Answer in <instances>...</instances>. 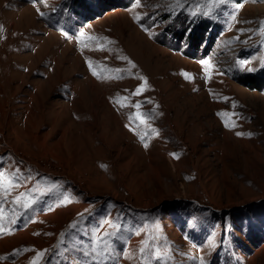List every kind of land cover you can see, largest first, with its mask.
Returning <instances> with one entry per match:
<instances>
[{
  "label": "rangeland",
  "instance_id": "rangeland-1",
  "mask_svg": "<svg viewBox=\"0 0 264 264\" xmlns=\"http://www.w3.org/2000/svg\"><path fill=\"white\" fill-rule=\"evenodd\" d=\"M261 22L264 0H0V264H264Z\"/></svg>",
  "mask_w": 264,
  "mask_h": 264
},
{
  "label": "snow or ice",
  "instance_id": "snow-or-ice-1",
  "mask_svg": "<svg viewBox=\"0 0 264 264\" xmlns=\"http://www.w3.org/2000/svg\"><path fill=\"white\" fill-rule=\"evenodd\" d=\"M138 2H139V0H137V3ZM213 2L217 3V4H224L227 2V0H213ZM177 6H179V5H177ZM205 15H207V13H205ZM261 23H262V25H264V22H261ZM0 30H2V28H0ZM83 35L84 34L81 33V36H83ZM121 59L128 61V63L131 65V68L136 67V65L134 63H132V61H130L128 59V57H121ZM203 63L208 64V61H204ZM90 68H91V65H90ZM117 71H119V70H117ZM93 75H97V73L95 71H93ZM184 75L186 76V78H188L187 74H184ZM138 79L141 80L142 83L136 88L134 95H140L142 91L146 90L147 78L143 77V76H139ZM136 107L139 108L140 105H136ZM137 118L141 119V122L143 123V119L141 116L138 115ZM237 135H241V133H237ZM249 135H251V134L249 133ZM145 147H147V145H145ZM15 186H16V184L9 177H7L3 171H0V188L3 189L5 194H8L9 189L14 188ZM53 187H57V185L54 184ZM41 195H44V193H41ZM23 196H24V194L22 193L21 196H18L16 198L15 202L20 204ZM65 199H67V197H65ZM34 202H35L34 200H24V202L21 204V206L25 209H28L32 206V204ZM80 215H81V217L83 216V214H80ZM72 227L74 228V227H76V225L73 224ZM0 230H2V229H0ZM104 235L116 238L117 233L116 232H111V233L105 232ZM99 239L100 238L98 237L97 242H99ZM61 243H63V236L61 238ZM140 251H141V255H143L145 252V249H141ZM44 255H45V251H37L35 258L30 262V264H40V260L44 257ZM155 255H156V258L158 259L159 254L156 253ZM201 264H203V261H201Z\"/></svg>",
  "mask_w": 264,
  "mask_h": 264
}]
</instances>
